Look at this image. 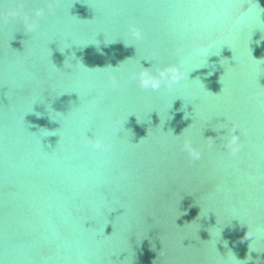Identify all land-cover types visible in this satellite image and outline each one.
Instances as JSON below:
<instances>
[{
	"label": "water",
	"instance_id": "95a60500",
	"mask_svg": "<svg viewBox=\"0 0 264 264\" xmlns=\"http://www.w3.org/2000/svg\"><path fill=\"white\" fill-rule=\"evenodd\" d=\"M0 264H264V0H0Z\"/></svg>",
	"mask_w": 264,
	"mask_h": 264
},
{
	"label": "clouds",
	"instance_id": "9594fccd",
	"mask_svg": "<svg viewBox=\"0 0 264 264\" xmlns=\"http://www.w3.org/2000/svg\"><path fill=\"white\" fill-rule=\"evenodd\" d=\"M136 35L139 36V33H136ZM182 78V75L176 70L159 71L156 74L144 71L140 73L139 84L144 89H151L155 91L159 90L162 86L171 87ZM93 147L103 151L109 150V146L103 144L99 140L94 143Z\"/></svg>",
	"mask_w": 264,
	"mask_h": 264
}]
</instances>
